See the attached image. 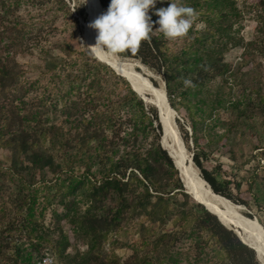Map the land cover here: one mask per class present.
<instances>
[{
    "label": "trees",
    "instance_id": "1",
    "mask_svg": "<svg viewBox=\"0 0 264 264\" xmlns=\"http://www.w3.org/2000/svg\"><path fill=\"white\" fill-rule=\"evenodd\" d=\"M23 1L0 0V9L6 7L9 18L10 13L20 9ZM56 2L61 6L67 5L65 0ZM100 2L99 15L107 10L110 0ZM178 2L194 8L198 13L197 19L205 26L200 31L194 30L195 24L192 26L186 35L190 40L180 52L169 51L170 39L155 30L158 27L155 25L149 38L142 41L136 50H125L116 55L122 59L138 60L164 76L172 108L178 113L184 109L190 119L191 138L196 147L193 161L201 171V186L203 182L204 189L212 188L217 195L234 204L250 207V203L232 193L230 181L219 180V169L213 172L204 166V159L209 155L200 146V140L207 134L216 138L209 143H218L227 137L213 132L220 124L219 113L222 110L237 114L240 123H234L239 126L244 125L241 122L259 117L264 134V88L256 85L254 70L250 73L242 72L241 68L235 71L233 65L225 60L229 51L242 48L245 64L256 62V70L263 67L264 21L258 22V37L246 42L241 36L244 14L237 0ZM255 3L264 11V0ZM167 6L168 0L163 3L158 0L155 8ZM153 12L150 10L149 15L155 21L158 17ZM78 13L85 17L84 8ZM27 26L17 18L8 20L4 29H0V149L10 154L8 174L22 180L25 179L23 174H27L29 178L23 181L29 187L37 182V172L43 176L52 172L65 177L64 184L68 185L61 202L64 213H56L55 217L58 221L66 219L88 249L83 254L70 257L67 251L71 242L62 231L59 241L53 246L57 253L68 262L73 258L74 264H184L192 259L189 251L194 250L193 264L203 261L202 257L208 256L207 252L215 253L218 258L216 264H261L255 250L245 245L234 231L226 228L186 192L179 170L166 151L158 110L151 107L148 111L130 83L96 59L89 48L77 51L67 46L62 49V55L57 56L50 50L43 53V74L51 75L54 83L64 82L70 88L69 91H61V112L76 134L74 137L66 134L56 124L47 128L43 118L48 99L53 95L42 96L37 102L24 100L32 84L26 87V81H22L25 71L17 55L24 52ZM70 68L78 70L71 71L75 74L72 80ZM64 74H67V80L61 77ZM77 78H83L85 82L90 79V82L82 85L80 80L76 81ZM217 78H221L222 83L218 90L213 91L211 85ZM114 80H121L128 90L119 101H115L108 90L115 87ZM185 80L190 83L186 85ZM84 85L92 91L88 101L81 98ZM225 86L238 87V92L227 97L221 93ZM74 90L79 95L76 100L73 99ZM50 105L58 107L56 102ZM122 109L132 112L129 120H123ZM126 121L130 124L128 128L125 127ZM107 129H110L111 136ZM162 132L166 150L161 145ZM150 135H153V140L145 146L143 138ZM49 137L51 142H48ZM185 137L189 140L188 133ZM122 145L125 147L123 154L120 152ZM257 150H261L264 161V146ZM57 151L63 152V156L58 157ZM77 164L85 166L81 175L74 172ZM94 166L101 175L100 179L91 174ZM236 187L241 188L239 184ZM70 196L74 199H68ZM37 202L36 193L30 191L20 203L21 209L26 208L18 213L22 215L21 225L16 227L14 221L0 222V264H37L42 258L44 243L52 240L36 219ZM83 202L86 209L81 211L79 205ZM246 216L254 218L251 214ZM137 222L141 241L133 248L132 255L121 261L116 254H107L105 246L110 236ZM14 231L20 235L16 236ZM259 231L264 242L261 224Z\"/></svg>",
    "mask_w": 264,
    "mask_h": 264
},
{
    "label": "rangeland",
    "instance_id": "2",
    "mask_svg": "<svg viewBox=\"0 0 264 264\" xmlns=\"http://www.w3.org/2000/svg\"><path fill=\"white\" fill-rule=\"evenodd\" d=\"M237 1L239 3L240 9L244 14L241 36L245 38L246 42H249L258 37V22L259 20L264 21V11L257 5H255V2L258 0ZM65 2L67 5L61 6L58 5L56 0H24L20 9L17 12L10 13L12 15L9 16V18H7L6 15L8 9L4 7L3 9H0V29H4L5 24H7L8 20L13 21L17 20V18L23 24L28 25L26 28V38L24 41L25 43L23 44L25 46L24 52L17 55V60L25 71V75L21 77L22 81H26V87H29L32 84L31 90L29 89L24 100L26 102H37V100L39 98H42V96L53 95L48 99V107L45 108L46 111L43 121L45 122L47 128H50L51 126L56 124L58 125V127L62 128L64 133L70 134L74 137L76 134L75 129L71 128V125L65 122L66 117L61 112V101L63 98L61 91H69L70 88L67 87V85L65 86L64 82L54 83L51 75L43 74L45 59V55H43V53L46 50H50L53 51L56 56L62 55V49H65L67 46H71V48L77 51L88 50L89 47L86 46H88L87 40L89 36L91 38V41L93 42L96 38L93 39L95 34L94 30L90 29L87 26L89 21V0H65ZM82 8H84L85 10V17L80 16L78 13V11ZM99 8L100 1L98 5V9ZM194 24V30L196 31H200L205 27L204 23L199 21L198 19L195 20ZM189 40L190 38H187V36L170 39L168 44L169 51L171 53L180 52L186 42ZM104 52L109 54L111 51L105 50ZM119 59L126 63L125 67L129 73L146 78L151 83H153L154 87L166 90V83L162 73L152 71L150 68L146 67L138 60H129L122 58ZM225 60L226 62H229L233 65L235 71L241 68L242 72L250 73V71L254 70L253 72L255 74L253 76L255 77L254 81H256V85H261L264 88V61L262 62L263 67L257 70L256 62L245 64L244 49L242 48L232 49L231 51H229L226 54ZM128 67L132 70L131 72ZM138 69H140L139 72ZM69 71V77L72 80V76H74L75 74H73L71 71L78 72V70L76 68L74 70L70 68ZM61 74H63V72H61ZM66 75L67 74H64L61 77L64 80H67ZM238 78H241V76H239ZM79 80L82 85L90 82V79H87L86 82L83 78L76 79L77 82ZM220 83H222V79L217 78L214 81V84L211 85V90H218ZM114 86L115 87H109L108 90L112 93L113 99L115 101H119L123 96L127 94V86L121 80H114ZM236 92H238V87H234V89H232L230 86H225L224 89L221 90V93H223L227 97H231L230 94H232V96H235ZM91 93L92 91L89 90L86 85L81 88V98L83 100L85 99L88 101ZM73 95L74 100L78 99L79 95L77 94L76 90L73 91ZM140 95L142 97L139 95L138 96L146 104L148 108L147 110L150 111L151 107H155L162 118L161 110L154 103L152 97L148 94L143 95L140 93ZM51 102L58 103V107H52L50 105ZM16 104H19L18 101ZM131 116V111L122 109L123 120H129V117ZM219 118L220 124L213 132H215L217 135L226 134L227 137H225L224 140L218 143H209L211 140H214L216 138L213 139L208 134L201 138L200 146L203 147L205 152L209 155L206 159H204V166L208 170L213 172H218L219 169V180L230 181L232 184V193L242 200L250 203V207L244 204H235L240 208L241 217L245 221L250 222L251 226H256L257 224L258 228L260 229L261 224V226L264 228V161H262V156L260 155L261 150H257L259 146H264L263 125L261 123V120L259 119V117H257L258 119H254L249 122L248 120L241 122L244 125L239 126L235 124L240 123L237 121V114H233L229 111L224 110L220 111ZM175 122L177 130L179 132V136L185 146V152H187L184 161L185 163L188 161L186 165H191V158L192 156L194 157L196 147L191 138L192 134L189 130L191 126L190 119L188 118L187 113L184 109L181 108L178 116L175 114ZM31 124L34 125L33 123ZM126 124L125 127L128 128L130 125L129 121H126ZM232 125H234V128L232 127ZM154 127H156V125ZM187 133L189 134V137H187L189 138V140L185 137ZM107 134L111 136L110 129H107ZM50 139L51 138L49 137L48 142H51L52 139ZM140 139L141 138L139 137L138 143L141 142ZM152 140L153 135H150V137L148 138H143L145 146L149 145ZM164 142L167 147L165 130ZM49 145L50 144L48 143V146ZM57 149L58 148H56V150ZM124 151L125 147L122 145L120 149L121 154H123ZM56 154H58V157L63 156V152L60 151H57ZM9 166V152L7 150L0 149V222H2L3 224H7L14 221L16 227L21 225L22 215H18V213L21 212L20 210L22 209L23 211L26 210V208L21 209V200L22 198H24V196L29 194L30 191L36 193L38 199L35 207L36 219L38 220L40 225H42L41 228L46 233V235L48 234V236H50V240H52L49 243H44L45 248L43 249V253L47 251L49 253H52L59 264H74L73 258L78 253L83 254L84 252H86L88 246L78 238L77 234H75L73 231V227L67 222L66 219H61L60 221H58L55 217L56 213L59 215L64 213V207L61 202L63 195L66 194V186L68 185L64 184L65 177L62 175L58 177V175H55L52 172H48L47 175L43 176V173L37 172V182L29 187V185H25L23 181L27 180L29 176H27V174H23L25 178L23 180L19 177H11L6 171ZM195 169L199 171L195 174V179L198 182V176L201 178V171L196 166ZM84 170V165H75L74 172L76 175L83 174ZM179 173L181 182L184 184L186 192H190L193 196H195L191 191L188 190L184 181H182L180 170ZM91 174L97 175V178L100 179L101 175L98 174V169L96 166L93 167ZM237 184L240 185V189L236 187ZM202 189L205 191H209L208 189ZM192 195L190 196L193 198ZM68 199H74V196H70ZM78 199L81 200V197H79ZM197 199L201 201L199 198ZM259 205L261 207H259ZM79 208L81 211L85 210L86 204L84 202L80 203ZM246 214H251L254 218H248ZM223 217L227 222H230V219H236L235 215L233 213L231 214L229 210L223 211ZM231 225L236 226L234 224ZM169 228H172V225H170ZM234 229L238 230L242 236L248 235L247 231L245 232V230L241 226H236ZM259 229L258 236H260ZM62 231L65 235H67L71 242L67 254H70V257L73 258L69 262L66 261L64 257L60 256L57 253L56 249L53 248V246L55 247V243L59 241L60 233ZM19 235L20 233L16 234V236ZM140 241L141 237L139 233V222L134 224L131 223L128 226L124 227L121 231H118L110 236V239L105 246V252L107 254L114 253L120 258L121 261H125L132 255L133 248ZM190 243L191 242H188V244ZM185 249L188 250V246H186ZM208 250L211 251L210 249ZM189 252L192 256H190L192 259L188 261L186 260L184 264H193V256H195V252L194 250H191ZM206 254L208 256H203V261L195 262V264H216L218 262V258L214 252H207Z\"/></svg>",
    "mask_w": 264,
    "mask_h": 264
},
{
    "label": "clouds",
    "instance_id": "3",
    "mask_svg": "<svg viewBox=\"0 0 264 264\" xmlns=\"http://www.w3.org/2000/svg\"><path fill=\"white\" fill-rule=\"evenodd\" d=\"M158 0H110L107 10L88 24L96 31L94 45L86 46L98 51L115 53L136 50L140 43L155 30L166 38L184 37L192 28L198 13L178 0H168L167 7L155 8ZM163 3L164 0H159ZM150 10L158 17L153 21ZM187 85L190 81L185 80Z\"/></svg>",
    "mask_w": 264,
    "mask_h": 264
},
{
    "label": "bare ground",
    "instance_id": "4",
    "mask_svg": "<svg viewBox=\"0 0 264 264\" xmlns=\"http://www.w3.org/2000/svg\"><path fill=\"white\" fill-rule=\"evenodd\" d=\"M98 5L99 0H89L88 24L99 16ZM87 41L88 46H90L95 44L96 39L93 42L91 41V38L89 36ZM91 50L94 51L97 58H100L105 62H109L120 73L128 75L131 78L130 80L133 86L139 94H148L152 97L154 103L159 107L162 113L163 126L168 147L167 151L169 154H171L170 156L174 160L177 168L180 170L182 179L186 184L188 190L191 191L201 201H203L204 204L208 205V208L211 207L212 209H209L216 213L227 226H230L229 224H234L236 226H241L245 230V232L247 231L248 235L242 236L239 231L236 230V232L246 243L256 248L259 257L264 261V242L260 239V236H258V225L256 224V226H251L250 222L245 221L240 215V208L233 204L230 200L227 201L223 198L214 196L212 191L209 189V191L203 190L202 188L204 187V183L201 180L203 186L202 187L200 184L201 178L198 176V182L195 179V174L199 171L195 169L193 163H191V165H186L188 161L185 163L184 160L186 158L185 155L187 152H185V146L179 136V132L177 130L175 122V113L169 106V101L166 98L165 90L154 87L153 83H151L146 78L129 73L125 67L126 63L120 60L119 57L116 56L115 52L111 51L109 54H107L104 51H98L96 49ZM129 70L130 72L132 71L130 68ZM224 210H229L231 214L233 213L235 215L236 219H230V222L225 221L223 217ZM236 226L231 227L235 228Z\"/></svg>",
    "mask_w": 264,
    "mask_h": 264
},
{
    "label": "water",
    "instance_id": "5",
    "mask_svg": "<svg viewBox=\"0 0 264 264\" xmlns=\"http://www.w3.org/2000/svg\"><path fill=\"white\" fill-rule=\"evenodd\" d=\"M99 1H100V0H99ZM100 3H101V2H100ZM102 10H103V7H102ZM102 13H103V11H102ZM91 51H92V53L94 54V56H95L96 59H98L99 61H101V62L107 64V65L110 66V67H111V68H112V69H113L118 75H120V76H122L123 78H125V79L131 84L133 90H134L135 92H137L136 89H135V87L133 86L131 80H130L131 78H130L128 75L123 74V73H120V72H119L114 66H112L109 62H105V61L101 60L100 58H97V56L95 55L94 51H93V50H91ZM137 93H138V92H137ZM138 95L141 96L140 94H138ZM165 95H166L167 100L169 101V99H168V95H167V91H166V90H165ZM141 97H142V96H141ZM169 106H170L171 110H172V111L178 116V113L172 108L170 102H169ZM161 145H162V147L164 148V146H163V137H162ZM164 150H166V149L164 148ZM166 151H167V150H166ZM167 152H168V151H167ZM168 155L170 156L169 153H168ZM170 158L172 159L171 156H170ZM172 160H173V159H172ZM173 162H174V160H173ZM191 162L194 163V161H193V156H192V158H191ZM174 164H175V162H174ZM175 166H176V164H175ZM176 168H177V166H176ZM177 169H178V168H177ZM182 181H183V179H182ZM204 181H205V180H204ZM205 183H207V182L205 181ZM207 184H208V183H207ZM208 186L211 188V186H210L209 184H208ZM211 191H212V193H213L214 196H216V197H220V198H223V199L229 201L228 199H226V198H224V197H222V196L217 195V194L213 191L212 188H211ZM187 193L190 194V195H192L190 192H187ZM192 196H193V195H192ZM193 198H194L198 203L204 205V206L206 207V209H207L209 212H211L212 214H214V215L218 218V220H219V221H220V222H221L226 228H228L229 230L234 231V232L238 235V237L241 239V241H242L245 245H247V246H249L250 248H252L253 250H255L259 262H260L261 264H263V263L261 262L260 257H259L258 251L256 250L255 247H253V246H251L250 244L246 243V242L240 237V235L236 232V230H235L233 227H231V226H227V225L222 221V219H221L216 213H214L212 210H210V209L208 208L207 205H205L203 202L199 201L195 196H193ZM255 219H256V218H255ZM256 220H257V219H256ZM257 221H258V220H257Z\"/></svg>",
    "mask_w": 264,
    "mask_h": 264
},
{
    "label": "built area",
    "instance_id": "6",
    "mask_svg": "<svg viewBox=\"0 0 264 264\" xmlns=\"http://www.w3.org/2000/svg\"><path fill=\"white\" fill-rule=\"evenodd\" d=\"M37 264H59V263L57 262L55 256L47 251L43 253L42 258L38 261Z\"/></svg>",
    "mask_w": 264,
    "mask_h": 264
}]
</instances>
